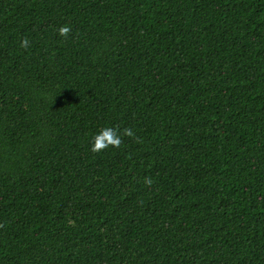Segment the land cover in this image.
Returning a JSON list of instances; mask_svg holds the SVG:
<instances>
[{
  "label": "trees",
  "instance_id": "16d2710c",
  "mask_svg": "<svg viewBox=\"0 0 264 264\" xmlns=\"http://www.w3.org/2000/svg\"><path fill=\"white\" fill-rule=\"evenodd\" d=\"M0 264H264V0H0Z\"/></svg>",
  "mask_w": 264,
  "mask_h": 264
},
{
  "label": "clouds",
  "instance_id": "9594fccd",
  "mask_svg": "<svg viewBox=\"0 0 264 264\" xmlns=\"http://www.w3.org/2000/svg\"><path fill=\"white\" fill-rule=\"evenodd\" d=\"M59 35L67 38L69 33L71 32V28L67 25L61 26L58 29ZM21 46L26 48L28 46V40L24 39L21 43ZM123 134L129 137H133L135 133L131 128H125L123 130ZM122 139L121 136L117 134V131L113 128H105L98 135L94 137V142L92 145L93 152L102 151L109 146L119 148L121 146ZM145 182L151 186L152 180L151 178H145Z\"/></svg>",
  "mask_w": 264,
  "mask_h": 264
}]
</instances>
